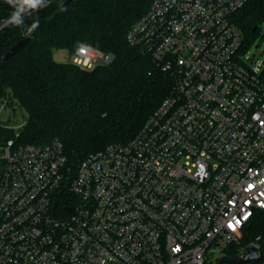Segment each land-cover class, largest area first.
<instances>
[{"label": "built area", "instance_id": "1", "mask_svg": "<svg viewBox=\"0 0 264 264\" xmlns=\"http://www.w3.org/2000/svg\"><path fill=\"white\" fill-rule=\"evenodd\" d=\"M247 1L154 0L133 24L128 42L174 84L129 141L76 171L59 139L0 148V264H210L243 239L264 211L263 65L232 20ZM112 59L87 45L70 55L87 70ZM8 119L19 135L26 118Z\"/></svg>", "mask_w": 264, "mask_h": 264}, {"label": "trees", "instance_id": "2", "mask_svg": "<svg viewBox=\"0 0 264 264\" xmlns=\"http://www.w3.org/2000/svg\"><path fill=\"white\" fill-rule=\"evenodd\" d=\"M153 1L72 0L63 7L65 0H46L45 7L24 15L23 27L9 25L0 30L1 61L17 40L31 34L27 29L38 21L30 40L0 64V105L26 112L19 135L8 124L9 119H0V148L10 139L17 144L59 139L76 171L90 154L132 139L174 84L170 71L127 40L130 28ZM12 11L6 1L0 2V26ZM232 20L249 44L264 22V0H248ZM82 45L111 53L113 59L87 70L70 59L60 61L54 56L56 49L71 55ZM261 74L264 78V69ZM3 170L0 157V181ZM67 195L68 191L59 196L60 208L69 203ZM258 235L263 258L264 211H257L243 239L230 245L225 255L237 257Z\"/></svg>", "mask_w": 264, "mask_h": 264}, {"label": "rangeland", "instance_id": "3", "mask_svg": "<svg viewBox=\"0 0 264 264\" xmlns=\"http://www.w3.org/2000/svg\"><path fill=\"white\" fill-rule=\"evenodd\" d=\"M247 45H249L248 51H247V55L249 56V59H248L249 63L251 65H255L256 63H262L263 65L262 70H263L264 69V22L260 25L259 33L257 34V36L249 44L245 42L244 49ZM54 56L57 60H60V61H67L70 59V54L65 49H56L54 51ZM24 115H26V112L24 110H21L18 108L14 109L12 106L9 105V106H6V108L4 109L2 118L8 119V118H11V116H14L15 121L20 122L23 119ZM258 236L261 237V235H258ZM257 237L255 238V240L257 239ZM222 257H223V254L214 252L210 256L209 262L210 264H220L221 263L220 260ZM258 261L260 262L257 264H264V257ZM221 264H228V263L222 262Z\"/></svg>", "mask_w": 264, "mask_h": 264}, {"label": "water", "instance_id": "4", "mask_svg": "<svg viewBox=\"0 0 264 264\" xmlns=\"http://www.w3.org/2000/svg\"><path fill=\"white\" fill-rule=\"evenodd\" d=\"M70 1L72 0H65L63 7L66 6ZM4 24L0 26V30L4 28ZM34 31V30H33ZM31 31V34L33 33ZM30 35H27L20 40H17L3 55L0 61V64H4L8 61V59L14 55L18 50H20L29 40H30ZM67 211H73L72 207H67ZM262 258V251L260 248L254 246V245H249L246 248L245 253L242 256H237V257H230V256H223L220 260L222 263H228V264H241V263H246L250 261H258Z\"/></svg>", "mask_w": 264, "mask_h": 264}, {"label": "clouds", "instance_id": "5", "mask_svg": "<svg viewBox=\"0 0 264 264\" xmlns=\"http://www.w3.org/2000/svg\"><path fill=\"white\" fill-rule=\"evenodd\" d=\"M6 3L11 6L13 11L4 21L5 27L9 25L23 27L25 14H30L31 10H38L46 6V0H6ZM36 27H38V21H34L27 31L30 33Z\"/></svg>", "mask_w": 264, "mask_h": 264}, {"label": "snow or ice", "instance_id": "6", "mask_svg": "<svg viewBox=\"0 0 264 264\" xmlns=\"http://www.w3.org/2000/svg\"><path fill=\"white\" fill-rule=\"evenodd\" d=\"M231 226V225H230Z\"/></svg>", "mask_w": 264, "mask_h": 264}]
</instances>
